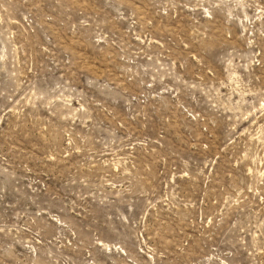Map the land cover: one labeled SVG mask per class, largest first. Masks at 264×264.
I'll list each match as a JSON object with an SVG mask.
<instances>
[{
  "label": "rangeland",
  "instance_id": "1",
  "mask_svg": "<svg viewBox=\"0 0 264 264\" xmlns=\"http://www.w3.org/2000/svg\"><path fill=\"white\" fill-rule=\"evenodd\" d=\"M0 264H264V0H0Z\"/></svg>",
  "mask_w": 264,
  "mask_h": 264
}]
</instances>
